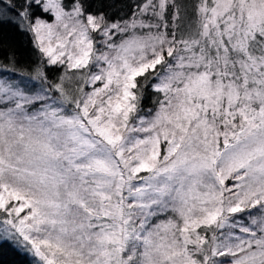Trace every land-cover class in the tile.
Returning <instances> with one entry per match:
<instances>
[{
	"label": "snow or ice",
	"instance_id": "obj_1",
	"mask_svg": "<svg viewBox=\"0 0 264 264\" xmlns=\"http://www.w3.org/2000/svg\"><path fill=\"white\" fill-rule=\"evenodd\" d=\"M0 247L264 264V0H0Z\"/></svg>",
	"mask_w": 264,
	"mask_h": 264
},
{
	"label": "trees",
	"instance_id": "obj_2",
	"mask_svg": "<svg viewBox=\"0 0 264 264\" xmlns=\"http://www.w3.org/2000/svg\"><path fill=\"white\" fill-rule=\"evenodd\" d=\"M0 264H27L26 259L7 247H0Z\"/></svg>",
	"mask_w": 264,
	"mask_h": 264
}]
</instances>
